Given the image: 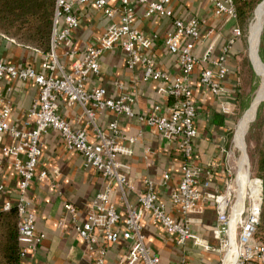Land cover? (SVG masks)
Here are the masks:
<instances>
[{"label":"built area","instance_id":"built-area-1","mask_svg":"<svg viewBox=\"0 0 264 264\" xmlns=\"http://www.w3.org/2000/svg\"><path fill=\"white\" fill-rule=\"evenodd\" d=\"M174 0H119V5H111V0H56L54 10L51 51L42 64L47 73L38 71L33 66H17L6 61L0 49V83L6 78L11 80L30 81L39 86L38 99L29 110L26 129H18L11 124V106L7 95L0 91V170L4 159H12L13 167L19 176V195L16 202L6 200L0 203V210H9L16 206L19 213L18 230L21 241L26 244L22 255L36 251L44 239V234L37 232V223L28 191L37 175V167L42 155V137L50 129L59 131L62 141L69 151L80 153L86 166L95 167L112 183L99 192L87 213L86 220L77 224L78 235L84 240L88 249L95 253V264H111L106 260L109 244L121 238L131 242L128 254L119 264H160V257L146 243L144 218L150 215L169 235H175L177 243L182 245L193 239L205 249L215 250L205 240L198 237L192 230L190 215L197 211L204 200L216 203L218 226L214 230L217 238L222 240L223 256L221 264L230 263V255L234 250L231 264H264V243L256 239L257 226L260 222L263 197L262 182L256 181L258 190L249 194V202L238 214L237 227L233 231L232 223L236 214L231 202V182L224 176L231 175L230 167H225L223 176L227 195L212 191V180L216 172L204 170L195 163V148L199 138L197 121L200 109L190 79L201 67L200 83L217 99L223 100L228 94L223 80L229 73L228 54L236 40L242 35L238 25L233 28V37L223 47L222 53L213 56L208 49L202 56L195 52L196 44L201 40L202 20L196 16L189 19L176 17L172 2ZM208 1L212 4L216 17L237 20V0H187ZM92 5L101 11L112 22L104 32L84 50L79 57L75 49L74 32L81 26L77 13L80 6ZM136 5L145 8L146 17H172L173 29L163 41L165 48L178 57L179 73L173 75L158 67L152 54L146 53L152 42L135 26ZM13 38L0 33V39ZM65 46V55L72 61V69L65 72L60 65L57 48ZM121 46L126 52L127 66L135 69L141 65L145 81H159L165 84L164 91L173 102L155 103L149 111L138 113V117L148 126L158 131L164 140L182 155L180 165L181 179L172 194L174 203L179 206L183 219L178 220L166 210L165 204L159 199L156 183L145 178L144 189L138 194V205L132 206L127 200V192L134 188V181L125 171L120 159L123 151L120 139L130 143L136 137L123 134L117 119L108 125V131L98 126L99 113L109 110L116 115L134 116L133 103L135 95L122 91L117 97H111L106 87H86L90 75H100V57L110 49ZM61 69V75L56 73ZM123 89L122 83H117ZM65 99L67 104L79 105L83 110L86 124L75 128L72 122L64 118L59 109V100ZM94 137H92V133ZM9 136L12 143L4 139ZM224 150V149H223ZM150 149H146V156ZM47 172L40 173L46 178ZM170 173H164V182ZM230 190V191H229ZM7 191L6 184L0 179V199ZM119 192L125 202V213L120 212L113 201L112 195ZM65 209L74 218L76 206L65 203ZM239 226V227H238ZM239 229V230H238ZM54 264V263H52ZM183 264V263H182Z\"/></svg>","mask_w":264,"mask_h":264},{"label":"crops","instance_id":"crops-1","mask_svg":"<svg viewBox=\"0 0 264 264\" xmlns=\"http://www.w3.org/2000/svg\"><path fill=\"white\" fill-rule=\"evenodd\" d=\"M111 5H119V0H111ZM175 16L182 19L198 17L202 22L201 40L195 46L197 55L202 56L208 49L213 56L222 53L223 47L233 37L235 21L215 16L212 4L208 1L174 0L172 2ZM135 26L149 39L151 46L144 49L152 54L160 69L175 75L180 71L178 57L170 53L163 45L164 38L173 29L172 17H146L145 8L136 5ZM81 26L74 32L75 49L82 57L86 47L93 43L109 26L112 19L106 17L92 5H82L77 9ZM11 38V37H10ZM7 38L0 39L1 54L6 61L17 66H33L42 73H47L42 64L47 54L39 49L25 46ZM240 51V39L234 42L229 54V73L223 80L227 95L223 100L217 99L200 83V69L190 79V87L196 99L200 114L197 121L199 138L195 148V163L204 170L216 172L212 180V191L221 192L223 188L222 152L225 134L229 130L230 118L240 105L242 78L238 73L235 59ZM57 56L65 72L72 69L71 60L65 55V46L59 45ZM126 52L121 46L107 50L100 57V75H90L86 80L88 89L97 85L107 88L111 97H117L122 91L135 95L133 103L134 116L116 115L104 110L98 115V126L108 131L111 121L117 119L120 129L127 136L136 137L134 143L120 139L123 149L120 159L134 181V188L127 192V200L132 206L138 205V194L144 189V179L151 178L157 186L159 199L165 204L166 210L178 220L183 219L179 206L174 203L172 194L181 179L182 155L172 145H169L161 134L148 126L138 117V113L149 111L153 104L173 102L164 91L165 84L159 81H145L143 69L138 65L135 69L127 66ZM56 73L61 75L62 70ZM123 84V89L117 83ZM0 91L7 95L10 106V122L18 129H26L29 110L39 97L40 88L33 82L4 79L0 83ZM61 115L70 120L75 128L84 126L86 119L79 105H68L65 99L59 100ZM226 115V116H225ZM228 121V122H227ZM92 137H94L93 132ZM7 144L12 139H4ZM146 149L150 154L146 156ZM1 157V153H0ZM0 170V179L4 181L7 191L1 197L0 203L6 200L16 202L19 195V176L13 167L12 159H4ZM47 172L46 178L40 173ZM168 171L170 178L165 183L164 173ZM112 184L95 167L86 166L83 156L75 151L66 149L59 131L50 129L42 137V155L37 167V175L28 191V198L35 212L37 232L43 233L44 239L36 251H29L24 257L23 264H95V253L88 249L84 240L78 235L76 226L86 220L87 213L96 195L107 185ZM116 208L125 213L126 205L119 192L112 195ZM65 203L76 206L74 216L65 209ZM193 232L210 243L215 250H207L189 239L184 244L177 243L174 235H169L150 215L144 218L146 243L160 257V264H221L223 256L222 240L217 238L214 230L218 226V212L214 201L204 200L197 211L190 216ZM131 242L121 238L118 242L109 244L106 254L107 262L119 264L128 252Z\"/></svg>","mask_w":264,"mask_h":264},{"label":"trees","instance_id":"trees-1","mask_svg":"<svg viewBox=\"0 0 264 264\" xmlns=\"http://www.w3.org/2000/svg\"><path fill=\"white\" fill-rule=\"evenodd\" d=\"M260 1H236L237 19L243 28ZM55 3L56 0H0V33L15 38L22 45L50 53ZM260 55L264 61V30ZM235 110L233 118L227 121L229 129L235 123ZM250 134L255 138L251 157L263 181V202L256 236L264 239V101L258 109ZM18 222L19 213L15 205L9 210H0V264H23L22 252L26 244L21 241Z\"/></svg>","mask_w":264,"mask_h":264},{"label":"rangeland","instance_id":"rangeland-1","mask_svg":"<svg viewBox=\"0 0 264 264\" xmlns=\"http://www.w3.org/2000/svg\"><path fill=\"white\" fill-rule=\"evenodd\" d=\"M263 1L264 0H261L260 2H258L254 10L252 11L251 16L248 18L244 28L242 27L239 19L235 21V25H238L242 30V35L239 37L240 51L237 53V56L235 59L238 73L242 78V86H241L242 90L240 93L241 103L235 110L234 125L225 134V140L223 142L224 150L222 152L223 166L224 167L228 166L231 169V175H229V177L228 176H224V177L225 179L229 178L230 182L232 183L231 184L232 193L230 197H231L232 205H234L235 208L237 207V204H238L239 188L244 183L245 179L247 181H252L251 184L255 186H258L256 181L258 180L261 181L262 182L261 195L263 197V181L261 177H259V175L257 174L255 161L251 157V150L254 148L255 138L254 136L250 134V129H251L252 124L256 120L257 113H255L256 117L254 115L248 124L247 130L243 137V142H244L243 145H242L240 135H239V132H240L239 128H240L241 120H243V118L246 116V114L249 112V110L253 106V103L256 100L258 91L261 88L260 86H262V83H263V76L261 74V71L255 65V62L251 55L250 40H249L252 20ZM262 34H263V31L260 36V41H259L260 44H258L257 51H258V55L261 61L264 64V61L262 60L261 55H260ZM263 101H264V94L258 106V109ZM251 184H248L249 186L247 185V190H246L247 194L244 195L243 200H242L243 206H244V202L245 204H248L249 202V194L251 193ZM227 193H228L227 186L223 182V188H222L221 194L227 195ZM236 224H237V221H236ZM237 225H235V228L237 227ZM256 239L264 243V239L258 236H256Z\"/></svg>","mask_w":264,"mask_h":264},{"label":"bare ground","instance_id":"bare-ground-1","mask_svg":"<svg viewBox=\"0 0 264 264\" xmlns=\"http://www.w3.org/2000/svg\"><path fill=\"white\" fill-rule=\"evenodd\" d=\"M263 25H264V1L262 2L260 7L258 8V10H257V12H256V14H255V16H254V18L252 20L250 37H249L251 55H252V58H253V60L255 62V65L261 71V74L263 76V83H262V86H260L261 88L258 91L256 100L253 103V106L251 107L249 112L246 114V116L243 118V120H241L240 128H239V131H240L239 135H240V139H241L242 145L244 143L243 142V137H244V134H245V132L247 130L248 124H249L250 120L252 119V117L257 112L258 106H259V104H260V102H261V100L263 98V94H264V64L261 61V59H260V57L258 55V51H257ZM251 182L252 181H247L245 179L244 183L239 188L238 204H237V207L235 208L236 216L234 215V219H233V223H232L233 231H235V225H236V221L238 219V214L243 209L242 200H243L244 195L247 194V191H246L247 190V185L251 184ZM251 190H252V192H256L258 190V188L255 185L251 184ZM233 252H234V250L231 252L230 263L229 264H231L233 262V258H232Z\"/></svg>","mask_w":264,"mask_h":264},{"label":"water","instance_id":"water-1","mask_svg":"<svg viewBox=\"0 0 264 264\" xmlns=\"http://www.w3.org/2000/svg\"><path fill=\"white\" fill-rule=\"evenodd\" d=\"M263 29H264V25L262 26V31H263ZM262 31H261V33H262ZM259 44H260V42H259ZM257 113V112H256ZM255 117H256V114H255ZM255 117H254V119H255ZM253 119V120H254Z\"/></svg>","mask_w":264,"mask_h":264}]
</instances>
